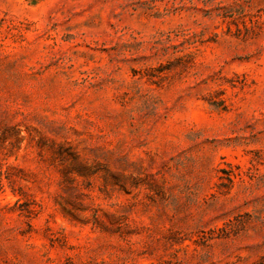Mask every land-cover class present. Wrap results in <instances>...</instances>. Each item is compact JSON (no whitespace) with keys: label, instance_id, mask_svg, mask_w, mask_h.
Instances as JSON below:
<instances>
[{"label":"rangeland","instance_id":"obj_1","mask_svg":"<svg viewBox=\"0 0 264 264\" xmlns=\"http://www.w3.org/2000/svg\"><path fill=\"white\" fill-rule=\"evenodd\" d=\"M0 264H264V0H0Z\"/></svg>","mask_w":264,"mask_h":264}]
</instances>
